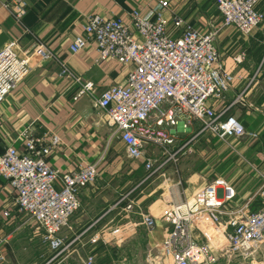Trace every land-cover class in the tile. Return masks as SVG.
<instances>
[{"label": "built area", "instance_id": "2783aa9c", "mask_svg": "<svg viewBox=\"0 0 264 264\" xmlns=\"http://www.w3.org/2000/svg\"><path fill=\"white\" fill-rule=\"evenodd\" d=\"M215 1L221 22L205 31L191 26L179 15L171 18L168 27L162 11L169 1L155 0V6L146 14L135 8L125 18L88 14L81 34L68 43V51L76 54L91 42L96 52L95 63L112 60L125 71L123 81L103 88L92 104L111 127V136L121 141L127 157L142 158L144 146L156 144L168 159L175 160L174 155L192 151L189 141L198 135H211L223 141L256 138L255 131L246 130L226 112L232 104L243 100V90L228 106L214 109L213 102L221 100L234 79L221 66L214 39L223 26L249 34L260 24L264 13L255 8L260 0ZM2 6L9 8L17 23L25 11L24 0H5ZM177 29L179 32L174 35ZM49 56L41 43L20 49L16 41H11L1 47L0 101L29 73L31 58L44 60ZM58 62V75L79 80V75L64 61ZM88 90L91 83L85 81L74 98ZM150 120L155 126H169V130L179 123L186 130L187 122L197 123L198 128L169 154L167 148L174 135L152 131L147 125ZM18 140L19 147L9 143L0 152V179L12 192L15 211L41 231L50 248H59L63 245L59 230L79 207L77 192L95 180L98 165L84 163L70 170L51 166L46 157L58 138L36 135L31 125L19 131ZM143 160L145 170L149 171L146 177L165 162L154 166L150 159ZM256 196L262 205L251 209ZM121 209L137 215L146 230L158 222L169 226L158 249L159 258L169 257L170 264H217L219 260L223 264H239L247 257L253 258L264 240V178L256 191L242 200H235V190L224 178L214 177L189 198L167 203L158 217L146 213L128 198ZM9 215L6 206L0 207V217ZM118 231L117 226L111 232ZM97 238L94 234L91 240Z\"/></svg>", "mask_w": 264, "mask_h": 264}, {"label": "crops", "instance_id": "0c3cea01", "mask_svg": "<svg viewBox=\"0 0 264 264\" xmlns=\"http://www.w3.org/2000/svg\"><path fill=\"white\" fill-rule=\"evenodd\" d=\"M4 1L0 0V48L11 41H16L20 49H30L41 43L50 56L44 60L31 58L29 73L0 101V152L9 143L19 147V131L31 125L36 135H55L58 138L46 161L59 170L96 162V178L102 179L118 168L123 169V145L117 137L111 136V127L92 103L103 88L122 82L125 71L112 60L95 63L96 52L91 42L76 54H71L67 46L74 36L81 34V25L88 14L125 18L132 8L146 14L155 6V0H24L25 11L18 23L13 20L9 8L2 6ZM168 1L162 11L168 27H171L174 15H179L200 31L221 22L215 0ZM255 8L264 13V0H260ZM178 32L179 29L173 34ZM214 45L222 68L234 76L221 100L213 102L214 109L218 111L228 106L243 90V100L232 104L226 112L246 130L257 133L254 139L222 140L225 146L212 151L217 157L215 177L224 178L234 188L235 200H242L252 195L264 178V17L249 34H241L231 26L221 27ZM58 61H64L74 74L79 75V80L75 82L58 75ZM85 81L91 83V90L74 98ZM147 125L154 132L169 135L164 132L170 131L169 126H155L151 120ZM186 130L177 129L180 133ZM185 181L189 180L181 182L178 175L175 183L170 178H162L152 190L144 193L140 190L132 199L156 217L167 203L189 198L206 183L203 181L197 186L185 187L182 184ZM106 183L103 180L100 184L91 183L78 190L79 207L69 221L75 230L81 228L87 234H96L99 247L106 239L100 232L107 230L108 236L116 240L117 234L111 231L118 226V232L123 235L122 229L126 226L113 222L115 206H111L115 202L111 203L112 199L102 192ZM12 198V192L0 179V207L6 206L10 210L8 217H0V239H5L0 241V252L15 250L14 239L20 230H25L28 240L39 235L32 222L15 211ZM258 198L256 196L254 200ZM168 229L169 226L160 222L148 232L138 228L135 237L120 240L118 246L128 247V254L136 246L137 263L140 264L147 254L143 248L158 247ZM131 255L133 258L136 256L134 253Z\"/></svg>", "mask_w": 264, "mask_h": 264}, {"label": "rangeland", "instance_id": "374dc122", "mask_svg": "<svg viewBox=\"0 0 264 264\" xmlns=\"http://www.w3.org/2000/svg\"><path fill=\"white\" fill-rule=\"evenodd\" d=\"M182 128L181 123L172 126L171 130L164 131L166 134L174 135V141L169 144L167 150L169 154H172L174 150L186 142L194 134L198 128V124L194 122H187L186 131L180 133L177 129ZM184 130V129H182ZM156 131V130H155ZM179 132V133H178ZM209 139V140H208ZM189 143L192 145L191 152H184L182 154H176L171 158H167L168 155L156 144H146L144 146V158H148L156 166L159 162L165 160L162 168L154 171L149 175L148 170H145L143 165V157L139 159H133L124 155V168L116 170L114 173L107 174V178L103 177L95 178L92 182L100 184L104 182V189L102 192L108 196L112 202H115L111 207L113 209V222L118 225H126L123 230V235L120 232L114 237L108 236L109 232H100L101 237L106 238L103 240L102 246H97L96 241H92L93 234H87L82 231L81 228L75 230L73 226H70L68 218L66 224L59 230V236L63 238V245L59 248H50L45 241L42 239L41 231H38L39 235L31 236L30 240L25 237V230H20L15 236V250L10 252H0V264H138L137 263V249L134 246L131 248L136 256L133 258L132 253L129 252L125 247L118 246V242L123 239L133 238L136 235V229L142 228L146 230L138 222V216L135 214H127L121 209L124 204V199L136 198L137 194L141 190L143 193L152 190L157 184L160 183L162 178L167 180L170 178L172 183H175L178 179L186 180L182 183L185 187H191L192 185L197 186L202 182H209L217 174L215 168L217 167V157L215 152H212L218 146H225L222 140L217 141L216 139L209 138L207 135H198L196 138H192ZM212 152V153H211ZM153 166V167H154ZM177 172V173H176ZM208 173V175H207ZM161 174V175H160ZM204 174V175H203ZM98 176V175H97ZM187 182V183H186ZM196 182V183H195ZM158 193V191H156ZM154 194V193H152ZM133 200V199H132ZM254 202V203H253ZM251 204V209H255L262 205L261 199H255ZM110 203V204H111ZM143 211L148 213L146 210L141 208ZM78 208L75 210L77 211ZM74 211V212H75ZM73 212V213H74ZM72 213V214H73ZM149 214V213H148ZM125 216H129L127 219ZM159 214L156 216L158 217ZM131 226V227H129ZM142 232V231H141ZM141 234V233H140ZM70 239H73L70 241ZM98 239V238H97ZM144 262L140 261V264H170L169 257H160L158 247H146ZM130 250V249H129ZM139 251V250H138ZM130 258H133L131 260ZM90 259V262L87 261ZM264 262V240L259 244L256 249L253 258L247 257L240 261L239 264H260ZM224 261L219 260L217 264H223Z\"/></svg>", "mask_w": 264, "mask_h": 264}, {"label": "bare ground", "instance_id": "6f19581e", "mask_svg": "<svg viewBox=\"0 0 264 264\" xmlns=\"http://www.w3.org/2000/svg\"><path fill=\"white\" fill-rule=\"evenodd\" d=\"M217 242H218V240L217 239H215ZM255 264V263H254ZM260 264H264V262H260Z\"/></svg>", "mask_w": 264, "mask_h": 264}]
</instances>
